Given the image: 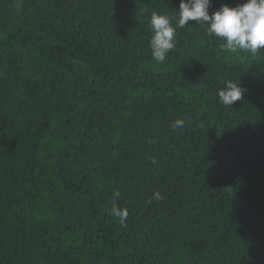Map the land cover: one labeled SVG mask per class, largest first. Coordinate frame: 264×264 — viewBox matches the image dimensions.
Returning a JSON list of instances; mask_svg holds the SVG:
<instances>
[{
	"label": "trees",
	"instance_id": "trees-1",
	"mask_svg": "<svg viewBox=\"0 0 264 264\" xmlns=\"http://www.w3.org/2000/svg\"><path fill=\"white\" fill-rule=\"evenodd\" d=\"M179 3L0 0V264H264V49L189 21L154 60Z\"/></svg>",
	"mask_w": 264,
	"mask_h": 264
},
{
	"label": "clouds",
	"instance_id": "clouds-1",
	"mask_svg": "<svg viewBox=\"0 0 264 264\" xmlns=\"http://www.w3.org/2000/svg\"><path fill=\"white\" fill-rule=\"evenodd\" d=\"M211 5L212 0H180L178 16L153 12L150 18L152 36L149 41L152 58L164 62L168 53L176 46V30L189 25V21L206 26L207 35L222 39L224 43L221 48L226 51L241 50L255 55L264 49V0H246L236 7L225 4L210 14ZM246 91L241 82L228 80L218 92L219 102L224 106H232L234 102L242 99ZM184 123L183 119H177L171 127L173 131L182 129ZM155 163L153 160V164ZM119 196L120 193L115 192L113 199ZM151 199L160 201L163 197L156 191ZM111 215L118 218L123 226L129 212L127 208L114 203Z\"/></svg>",
	"mask_w": 264,
	"mask_h": 264
}]
</instances>
